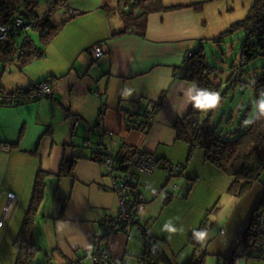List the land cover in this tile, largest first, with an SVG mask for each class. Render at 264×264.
Instances as JSON below:
<instances>
[{
    "label": "crops",
    "instance_id": "crops-1",
    "mask_svg": "<svg viewBox=\"0 0 264 264\" xmlns=\"http://www.w3.org/2000/svg\"><path fill=\"white\" fill-rule=\"evenodd\" d=\"M173 6V11L148 17L144 37L131 33L115 35L121 31L122 21L111 24L102 6L75 9L78 12L74 18L49 43L59 49L51 58L52 65L45 64L43 59L3 79L1 74L4 92L26 89L43 81L49 82L53 90L52 96L30 104L0 105V219L9 204L8 194L14 195L20 204L17 213L30 204L38 172L47 175V185L52 181L57 184L55 209L43 202L44 194L34 213L28 252L39 248L46 253L47 249L42 248L46 245L57 255L59 264H84V259H91L97 248L123 264H128L124 260L126 255L137 259L138 253L128 247L134 237L141 244L133 229L127 227L107 236L102 222L117 214L118 199L110 190L103 164L90 157L99 151L115 157L129 148L169 162L162 147L176 145L174 122L183 118L191 105L186 93L194 83L182 79L186 71L184 61L194 52L189 48L202 42L198 12L189 5ZM92 14L98 15L97 21L87 22ZM95 46H101L104 53L99 59L91 53ZM127 90H131V95H127ZM156 104L158 109L145 132L127 125L129 118L141 121L143 113ZM65 161H75L72 173L56 177ZM123 173L116 169L115 176L121 177ZM155 174H138V188L144 185L156 192L164 173ZM64 197L68 200L63 215L58 217ZM165 199L163 205H169L171 201L165 203ZM154 205L146 206L143 223L147 226L148 218L157 214ZM40 210H44L41 225L46 235L39 230ZM34 226L40 233L37 239ZM241 232L227 222L222 223L216 238L221 256L231 252ZM12 246L19 251L15 240ZM17 251L9 264L15 263ZM246 263L264 264V259Z\"/></svg>",
    "mask_w": 264,
    "mask_h": 264
},
{
    "label": "trees",
    "instance_id": "trees-1",
    "mask_svg": "<svg viewBox=\"0 0 264 264\" xmlns=\"http://www.w3.org/2000/svg\"><path fill=\"white\" fill-rule=\"evenodd\" d=\"M117 3L116 8L120 12L119 15L123 26L121 31L116 32L115 35L131 33L144 37L147 19L151 14L176 9V6H165L162 0H118ZM68 4L67 0H46V10L42 15H39L37 13L38 0H0V26L9 27L11 30L7 38L3 41L0 40V62L3 64V69L16 67L21 71L23 67L33 61L43 58L45 56L44 49L34 43L29 32H37L42 44L52 42L59 35L61 29L78 12ZM188 7L199 11L202 3L191 4ZM60 10L62 11L59 14ZM248 10L244 19L234 22L230 30L215 38V43H221L227 34L235 33L238 30L245 32V36L239 46L238 61H232L225 85L221 80L222 72L218 73L215 67L206 63L203 45L199 47V50L191 53L184 61L186 71L183 73L182 79L196 84L197 87L207 88L219 93L220 103L218 107L202 112L195 109L191 103L187 114L174 122L176 141L187 144L189 153L194 149H200L206 161L222 170L228 177H231L230 188L239 195L251 189L264 171V117L255 120L251 125L246 126L243 123L246 119L254 118L256 112L255 101L259 98L261 91H264V0H253ZM17 19L30 21L32 24L31 30L24 31L16 28L14 23ZM256 60L263 62L261 65L262 71L251 82L250 89L253 96L246 107H243L244 103H240L242 100L236 99V96H234V92L237 90L235 86L241 81L248 64ZM33 87L17 90L28 91ZM158 104L149 109L151 114L156 113ZM214 116L217 118L215 126L210 124V120ZM128 120L131 128L142 132H145L148 128L149 122L143 118L134 125H132L133 120L131 118ZM136 151L126 148L125 151L119 152L115 157H110L107 153L99 151L97 155L90 157V159L103 164L104 159L110 157L116 162L117 170L126 173L129 171L130 160ZM161 159L163 158H156L155 160L159 164V169L167 170L171 174L167 183L171 177L175 176L174 172L181 176L183 166L178 165L177 169H174L169 162ZM73 163L75 161L63 162L56 177L70 176L74 166ZM45 176L47 175L40 171L34 177L30 204L22 227L16 239H14L19 251H17L16 261L13 264H33V252L27 251L30 248L28 238H31L34 213L37 212L46 189ZM262 193V198L256 204L249 217V223L237 237L231 252L226 256L215 255L223 260L222 264H237L239 259L242 258H259L256 254L260 250L256 242L257 238H255L251 229L255 226L257 212L264 206V190ZM172 198L173 196L171 195L166 196L165 203H169ZM66 200H68L67 197L60 200L58 217L63 215L62 212H64ZM207 218L206 215L195 231L208 230L209 220ZM104 223L102 222L108 231V227ZM193 232L188 236L187 240V245L192 249V254L184 264H204L206 256L209 255L206 249L202 250L206 239L203 242H197L193 237ZM150 233L147 224L141 225L138 234L141 242V253L137 258L139 264H175L168 258L158 239ZM107 234L109 236L112 233L108 231ZM209 242L210 240L207 243ZM100 251L101 249L97 248L93 252L91 259L94 255L99 254ZM110 258L112 259V257ZM65 264H68V262H65ZM113 264L123 263L116 260V263Z\"/></svg>",
    "mask_w": 264,
    "mask_h": 264
},
{
    "label": "rangeland",
    "instance_id": "rangeland-1",
    "mask_svg": "<svg viewBox=\"0 0 264 264\" xmlns=\"http://www.w3.org/2000/svg\"><path fill=\"white\" fill-rule=\"evenodd\" d=\"M68 5L75 9L82 11L84 8L93 9L96 6H102L105 14L108 16L107 20L111 24L115 25L120 18V12L116 8L118 0H67ZM165 6L173 5H191L195 3H202V7L199 9L198 15L200 19L201 26V45H203L204 54L206 58V63L210 66L215 67L218 73H221V80L225 85L226 77L229 74L230 66L232 61H238L241 41L245 36L243 30H238L235 33L227 34L224 37L223 42L215 43V38L219 37L225 31L230 30L231 26L244 19L250 9L253 0H162ZM46 0H38L37 13L42 15L46 10ZM108 5V7H106ZM62 10L58 13L60 14ZM57 14V13H56ZM99 14V13H97ZM92 14L88 15L86 19L87 22L94 23L97 21L98 15ZM104 18V16H103ZM104 27V25H102ZM30 36L34 40V43L38 47H42L45 51V57L33 61L25 67L32 65L33 63L45 59L43 62L47 65H52L51 58L55 56L59 50L54 45L42 44L40 41L39 34L37 32L30 31ZM53 41V40H52ZM51 43V42H50ZM200 44H196L189 48L194 52L199 50ZM263 62L261 60H256L248 64L245 68V74L235 88L237 90L234 92L236 99H241L240 103H244L243 107H246L247 103L250 101L252 95L251 82L261 74V65ZM23 67V68H25ZM50 68V67H49ZM44 70V69H43ZM42 70V71H43ZM41 71V70H40ZM11 72H19L16 67L4 68L3 64L0 62V74L3 77H7ZM226 88V87H224ZM239 103V104H240ZM242 107V108H243ZM244 111V108H243ZM217 118L214 116L210 120V124L215 126ZM116 138V136L114 137ZM176 145L164 146L162 151L166 153V158L173 168L178 165L183 166L181 170V176L174 172V177H171L167 183L169 176L171 175L167 170H158L155 175L164 173V179L161 181L158 190L152 191L146 189L144 185H139V191L144 195L143 198L147 199V205L155 204L154 209L157 210L156 216L152 219L148 218V226L150 227L151 234H153L163 246V249L170 258V260L175 264H183L187 262L192 254V249L187 245L188 236L195 231L202 219L207 215L209 220V228L207 230L208 235L205 240V244L202 247L207 250L209 255L206 256L204 264H219V258L215 255H219V250L216 244V238L219 234V229L222 227V223L227 222L228 226H234V229L238 231H243L244 227L249 223L251 213L254 210L256 204L262 198L263 190L261 183L264 181V171L259 177V180L253 184L252 188L246 192L237 194V192L230 188L231 177L219 170L217 167L212 165L210 162L206 161L203 152L200 149H194L189 153L188 145L176 141ZM109 148V143L107 140L104 142ZM80 151L81 146H80ZM87 153V151H85ZM162 186L164 188L161 190ZM173 186L176 188L173 190ZM264 186V183H263ZM191 187V189H190ZM57 184L51 182L47 185L44 191L45 199L44 203H50L52 209L54 208V194L56 192ZM190 189V190H189ZM157 191H160L157 192ZM173 193V195H172ZM32 195V194H31ZM173 196L169 205H163V201L166 196ZM31 198V197H30ZM9 203L12 204L13 209L6 219L5 225L1 227L0 230V264L12 263L13 258L17 249L13 245L14 239H16L24 220V214L28 210L29 204L20 208V212L17 213L20 204L18 200L9 199ZM54 202V203H53ZM118 207V206H117ZM51 211V208L49 207ZM57 211V210H56ZM44 210H40L37 216L39 221V226L43 221L41 214ZM59 214V211L57 212ZM22 219V220H21ZM171 222L172 226L177 229L175 233H169L165 229V224ZM37 224V225H38ZM43 226V227H42ZM35 227V226H34ZM39 230L46 235L44 230V225L39 227ZM35 239L39 238L38 228L35 227ZM140 236V235H139ZM139 238L134 237L129 244V249H134L138 253V257L141 251V244L138 241ZM136 242H135V241ZM210 240L209 243H207ZM44 251H40L37 248L32 255L33 264H59L57 261V255H53L50 252L48 246H42ZM230 253L227 252V255ZM226 256V255H225ZM137 257V258H138ZM92 259L89 257L84 259V264H92ZM125 262L128 264H138V259L135 256L126 255L124 258ZM260 258H243L241 264H247L246 262H259ZM220 264L223 260H220ZM239 264V263H238ZM250 264V263H249Z\"/></svg>",
    "mask_w": 264,
    "mask_h": 264
},
{
    "label": "built area",
    "instance_id": "built-area-1",
    "mask_svg": "<svg viewBox=\"0 0 264 264\" xmlns=\"http://www.w3.org/2000/svg\"><path fill=\"white\" fill-rule=\"evenodd\" d=\"M14 26L18 29H22L24 31L31 30L32 24L27 19H17L15 20ZM10 28L9 27H1L0 26V40H4L7 38L9 34ZM101 46H95L92 50V54L94 55L95 59H99L103 56ZM191 54L189 53L187 58ZM53 90L52 86L49 82L43 81L32 89L28 91H21L16 90L13 92H4V90L0 86V105L6 106H20L22 104H27L31 102H36L41 99L47 98L52 96ZM141 114V113H140ZM149 110L143 113L142 117L144 120H147L149 123L153 119V115ZM140 118L133 119L134 124H137ZM130 121L127 122L129 125ZM148 123V125H149ZM132 123V125H134ZM130 126V125H129ZM111 135V134H110ZM86 147H90L89 144H86ZM156 158L149 154L142 151H136L130 160V168L129 171L123 173L121 177L115 176V171L117 169V164L114 160L110 157H106L104 159L103 167L107 172L110 179V190L114 194L117 195L118 199V212L114 217H105L103 222L108 227V231L112 234L116 232H120L122 229L127 227L133 229L136 234H139L141 225H143V215L147 206V201L141 195L138 189V174H143L146 176H151L159 169V164ZM177 169V168H174ZM176 186H173V190ZM173 195V193H172ZM7 198L14 199V195L8 194ZM9 201V200H8ZM13 206L11 203L4 209V215L0 219V228L5 225L6 219L9 217ZM253 234L255 238H257V245L259 247V253L256 254L259 256L260 259H264V206L260 208L255 216V226L253 229ZM109 253L106 250H101L99 254L94 255L92 257V264H113L116 263V260L110 258Z\"/></svg>",
    "mask_w": 264,
    "mask_h": 264
},
{
    "label": "clouds",
    "instance_id": "clouds-1",
    "mask_svg": "<svg viewBox=\"0 0 264 264\" xmlns=\"http://www.w3.org/2000/svg\"><path fill=\"white\" fill-rule=\"evenodd\" d=\"M186 94L193 107L202 112H206L210 109H215L220 103L219 93L211 91L207 88L197 87L196 84H192L187 89ZM127 95H131V90H127ZM254 107L256 110L254 118L246 119L243 122L246 126L253 124L257 119L264 117V91H261L259 98L255 101ZM165 229L169 233H175L177 231V229L172 226L171 222L165 224ZM207 235L208 233L206 230L193 232V237L197 242H203L206 239Z\"/></svg>",
    "mask_w": 264,
    "mask_h": 264
},
{
    "label": "water",
    "instance_id": "water-1",
    "mask_svg": "<svg viewBox=\"0 0 264 264\" xmlns=\"http://www.w3.org/2000/svg\"><path fill=\"white\" fill-rule=\"evenodd\" d=\"M149 154H151V153H149ZM152 155V154H151Z\"/></svg>",
    "mask_w": 264,
    "mask_h": 264
}]
</instances>
